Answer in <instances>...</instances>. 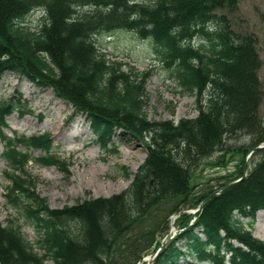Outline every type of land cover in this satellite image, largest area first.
<instances>
[{
  "label": "trees",
  "instance_id": "1",
  "mask_svg": "<svg viewBox=\"0 0 264 264\" xmlns=\"http://www.w3.org/2000/svg\"><path fill=\"white\" fill-rule=\"evenodd\" d=\"M236 1L0 0V78L14 73L35 86L51 87L71 104L74 115L85 117L98 146L106 152H116V146L109 144L117 130L123 137L145 141L148 149L126 191L62 209H51L38 196L30 176L8 175L6 202L23 222L36 228L42 253L25 239L20 224L11 221L0 224V264H119L113 257L115 248L126 242L123 236L131 231L144 205L176 195H182L180 202L185 203L188 160L210 154L226 136H250V144L243 146L245 156L264 142L256 37L234 32L220 12L234 10ZM36 9L42 18L32 32L22 22ZM119 29L153 40L155 52L166 66H173L171 75L178 86L195 97V117L176 123L148 119L149 72L109 61L95 43L97 35ZM195 38L201 40L197 46L191 43ZM17 108L14 102L0 106V141L7 166L23 174L30 158L19 146L49 153L52 143L45 135L4 134L5 117ZM253 155L261 157L246 178L212 197L188 228L191 214L180 216L178 237L186 249L174 240L153 264H264V240L253 236L235 216L247 217L252 226L256 213L264 210V150ZM35 160L66 171L57 156ZM211 192L198 194L194 208ZM71 221L77 224V233L70 228ZM137 238L128 244L131 260L126 264L137 262L156 244L155 230Z\"/></svg>",
  "mask_w": 264,
  "mask_h": 264
},
{
  "label": "rangeland",
  "instance_id": "2",
  "mask_svg": "<svg viewBox=\"0 0 264 264\" xmlns=\"http://www.w3.org/2000/svg\"><path fill=\"white\" fill-rule=\"evenodd\" d=\"M236 3L234 10L220 12L226 15L234 32L251 33L256 37V47L261 59L258 77L263 90L259 113L264 118V0H237ZM41 18L40 9L33 10L22 25L27 30L36 32ZM94 39L99 52L104 53L109 61L125 63L124 69L134 66L136 70L149 72L145 90V112L148 119L173 120L176 123L180 118L196 116L195 97L183 92L178 86L171 75L173 66H166L155 52L152 39L141 38L137 33L124 29L103 33ZM200 42L199 38L191 41L194 46ZM10 102L17 103L18 108L5 117L6 126L2 132L8 136H13L14 132L26 137L45 135L50 137L52 147L49 153H43L38 147L27 149L19 146L21 151L28 152L30 158L22 174L7 166L0 141V224L4 226L11 221L20 224L25 239L35 246L36 252L42 253L37 248L39 233L36 228L30 222H23L17 210L6 202L8 175L20 178L30 176L38 196L51 209H62L84 199L106 198L126 191L134 174L144 163L148 149L145 141L131 136L123 137L117 130L109 144V147L116 146V152L102 150L84 116L74 115L71 104L58 97L51 87L35 86L22 75L6 73L0 78V106ZM249 144L248 135L226 136L221 145L210 154L188 160L189 192L185 196V203L180 202L182 195H176L154 205H144L143 212L131 231L123 236L126 242H119L116 246L113 253L116 261L119 264L128 263L131 260L128 244L144 232L152 230L156 232V244L142 253L146 260L141 264H147V257L174 235L177 236L172 241L176 240V245L185 250L184 240L178 237L180 216L191 214L192 223L196 217L192 219L191 211L195 209L192 203L198 194L214 192L221 183L240 176L239 171L245 158L243 146ZM48 154L57 156L60 163L66 165V171L58 165H43L35 160ZM260 157L253 155L248 159L247 173ZM173 208H176V212H171ZM235 216L244 223L246 229H251L253 236L264 240V210L256 213L252 226L247 217L236 213ZM69 226L77 233L75 222H69ZM182 262L183 259H180L179 263ZM47 264L51 262L48 261ZM195 264L212 263L205 261Z\"/></svg>",
  "mask_w": 264,
  "mask_h": 264
},
{
  "label": "water",
  "instance_id": "3",
  "mask_svg": "<svg viewBox=\"0 0 264 264\" xmlns=\"http://www.w3.org/2000/svg\"><path fill=\"white\" fill-rule=\"evenodd\" d=\"M260 150H264V142L252 147L246 154L245 159H244V164H243V168H242V175L239 178H236L233 181H230L226 184H224L223 186H221L220 188L216 189L214 192H212L210 195H208L203 201L200 202V204L191 211L192 213V219L196 216V214L198 212H200L203 208V206L215 195L220 194L221 192H223L224 190L228 189L229 187L243 181L246 176H247V161L250 158V156L256 152V151H260ZM191 220L189 221L188 225L186 226V228H188L191 225ZM181 232L178 233V235H180ZM177 236V235H176ZM175 235L173 237H171L169 240H167L164 243H161L160 246L155 250V252L151 255H149L147 257V264H153L157 257L163 252V250L169 245V243H171V241L173 240V238L176 237ZM144 260H146L145 257H142L136 264H141Z\"/></svg>",
  "mask_w": 264,
  "mask_h": 264
}]
</instances>
